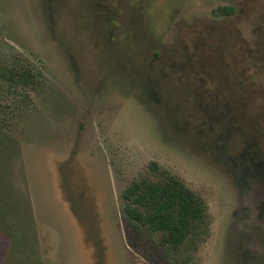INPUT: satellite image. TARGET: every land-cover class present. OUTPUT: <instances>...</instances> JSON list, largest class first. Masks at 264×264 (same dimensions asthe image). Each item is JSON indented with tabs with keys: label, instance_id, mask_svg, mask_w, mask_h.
Here are the masks:
<instances>
[{
	"label": "rangeland",
	"instance_id": "rangeland-1",
	"mask_svg": "<svg viewBox=\"0 0 264 264\" xmlns=\"http://www.w3.org/2000/svg\"><path fill=\"white\" fill-rule=\"evenodd\" d=\"M132 183L203 203L178 248ZM0 264H264V0H0Z\"/></svg>",
	"mask_w": 264,
	"mask_h": 264
},
{
	"label": "trees",
	"instance_id": "trees-1",
	"mask_svg": "<svg viewBox=\"0 0 264 264\" xmlns=\"http://www.w3.org/2000/svg\"><path fill=\"white\" fill-rule=\"evenodd\" d=\"M230 15L231 8H219ZM123 213L133 223L166 235L162 242L178 248L202 217L204 205L182 185L132 183L121 194Z\"/></svg>",
	"mask_w": 264,
	"mask_h": 264
}]
</instances>
